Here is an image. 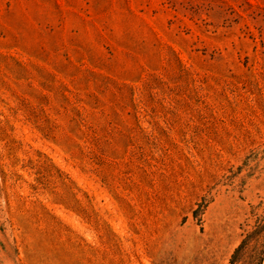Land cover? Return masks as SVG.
<instances>
[{"label":"rangeland","instance_id":"374dc122","mask_svg":"<svg viewBox=\"0 0 264 264\" xmlns=\"http://www.w3.org/2000/svg\"><path fill=\"white\" fill-rule=\"evenodd\" d=\"M0 264H264V0H0Z\"/></svg>","mask_w":264,"mask_h":264}]
</instances>
